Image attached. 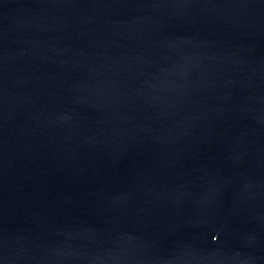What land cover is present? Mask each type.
<instances>
[{"label":"water","instance_id":"water-1","mask_svg":"<svg viewBox=\"0 0 264 264\" xmlns=\"http://www.w3.org/2000/svg\"><path fill=\"white\" fill-rule=\"evenodd\" d=\"M0 264H264V0H0Z\"/></svg>","mask_w":264,"mask_h":264}]
</instances>
